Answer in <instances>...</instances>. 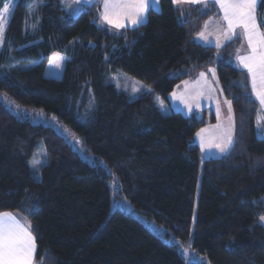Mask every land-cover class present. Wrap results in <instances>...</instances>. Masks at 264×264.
<instances>
[{
    "label": "trees",
    "instance_id": "16d2710c",
    "mask_svg": "<svg viewBox=\"0 0 264 264\" xmlns=\"http://www.w3.org/2000/svg\"><path fill=\"white\" fill-rule=\"evenodd\" d=\"M160 2L144 23L121 29L101 23V0L77 14L66 0H15L4 18L0 213L29 222L35 264H264V138L250 77L231 62L237 43L197 40L219 15L216 3ZM56 51L68 57L63 74L47 76ZM210 67L235 120V147L219 157L196 142L214 114L166 113L159 102L171 104L183 80ZM119 72L150 91L132 99L114 81ZM15 103L43 120L21 119Z\"/></svg>",
    "mask_w": 264,
    "mask_h": 264
},
{
    "label": "snow or ice",
    "instance_id": "6c2138e0",
    "mask_svg": "<svg viewBox=\"0 0 264 264\" xmlns=\"http://www.w3.org/2000/svg\"><path fill=\"white\" fill-rule=\"evenodd\" d=\"M173 2L177 5L181 2L204 5L213 2L220 5L224 13L223 20L227 24V33L229 34L227 38L232 39L237 35L236 30L240 29L239 36L247 42L249 52L247 55L239 56L238 60L251 78L252 91L256 99L261 106H264V29H261L260 23L257 21V7L259 4H264V0H173ZM76 3H80V0H76ZM153 3H158V0H105L102 19L116 28L126 27V24L121 22V18L127 19L132 26L138 27L145 22ZM14 5L15 0L11 6L5 4L0 9V46L5 43L4 18L10 14L11 7ZM35 7L30 8L29 12L34 11ZM32 28L35 30L36 25H32ZM200 36L203 37L204 33H200ZM203 75L201 73V76ZM0 78H3L2 74H0ZM228 103L230 105L231 102ZM17 115L21 119L24 118L23 113L17 112ZM217 115H219V110H217ZM262 120L264 117L257 120V127L261 130L260 135L264 137V122ZM65 138L67 137L65 136ZM209 147H215L221 153H230L235 147L230 130L219 143L209 145ZM41 155L47 156L46 148ZM38 163L40 161L36 159L32 161L34 173L37 171ZM259 219L260 222H264V216ZM30 227V224H22L15 214L0 213V264H34L37 249L35 237L29 230Z\"/></svg>",
    "mask_w": 264,
    "mask_h": 264
},
{
    "label": "rangeland",
    "instance_id": "374dc122",
    "mask_svg": "<svg viewBox=\"0 0 264 264\" xmlns=\"http://www.w3.org/2000/svg\"><path fill=\"white\" fill-rule=\"evenodd\" d=\"M260 5L261 4H259L257 7V21L258 23H260L261 29H264V23H261L262 21H264V7L260 9ZM79 9H80V6H75L74 14H77L79 12ZM218 10H219V15L217 16H220V20H223L224 13L220 5H218ZM4 22H5V19H4ZM224 22L225 21L223 20V24L221 23V27L219 29H216V31L213 33L211 37H209L207 41L209 44L214 45L218 48H222L226 44L232 41L237 43L236 52H235L234 57L231 59V62L235 66L244 69L240 64L238 57L248 54L249 48H248L247 42L246 40L242 39L239 36L240 29H237L236 30L237 35L232 37V39L229 40L227 38V36L229 35L227 33V24L226 22L225 23ZM61 57H63L64 59L61 60L60 59ZM67 58L68 57L65 55L64 52H61V51L53 52L49 58V62L47 64L45 74L47 76H52V77H61L63 74V70H64L65 63L67 61ZM114 81L117 87L127 92L132 99L139 97L141 94L148 92L151 89L149 84H147L146 82L139 80L133 77L132 75L124 73V72L117 73L114 76ZM206 85L208 87L210 86L209 93H208L207 87H205L204 85L201 86L198 83V81H196L195 83L189 81L188 83L184 85V87L180 89L176 88L173 92L175 93V95H173V93L170 94V98L172 101L171 105L167 103L166 104L162 103V100H159L161 104L160 106L163 107L166 113H168V111L171 112L172 110H175V111H181L189 116L193 115V113H195L198 116H202L206 114L207 117H210L212 116V114H214L219 119L217 125L210 126L209 124H207L208 126L202 127L196 135V141L200 145L204 156L209 155L212 152V151L209 152L210 149L213 150L212 147H209V145H213V144L208 140V135L214 132L216 137L217 135L225 136L230 130L229 128L230 121L227 120L229 118H227V116L225 115L226 113L225 105H223L222 107L223 101H221L222 99L218 97L219 93L217 90H220V92L223 94L219 80L217 79L216 83H213V81H210L206 83ZM250 85H251V78H250ZM251 88H252V85H251ZM217 99L219 101V105H217ZM257 102L259 104L258 100ZM259 106H260V113L262 116H264V111H262V108H264V106H261L260 104ZM12 108L16 113L25 112L26 114L34 115L37 122H40L41 120H43L42 111L39 109L35 110L34 108L26 107V106H23L17 103H15L14 106L12 105ZM205 110L206 112L204 113ZM217 110H219V115H217ZM225 118L228 122L225 121ZM257 130L259 132L258 135L262 137L260 135L261 130L258 127H257ZM42 152L43 150H40L35 156V159L40 161V163L43 160V155H41ZM117 206L127 211H133V207L130 201L128 200H121V201L117 200V202L115 201L114 207H117ZM141 219L145 221L143 217H141ZM183 253L187 257V261H188L187 263H190V259L195 257L194 251L191 248V246L184 245Z\"/></svg>",
    "mask_w": 264,
    "mask_h": 264
},
{
    "label": "crops",
    "instance_id": "0c3cea01",
    "mask_svg": "<svg viewBox=\"0 0 264 264\" xmlns=\"http://www.w3.org/2000/svg\"><path fill=\"white\" fill-rule=\"evenodd\" d=\"M67 1V3H69V4H72V5H75V6H82V5H85V4H91V3H93L94 1H96V0H90V2H89V0H80V3H76V0H66ZM161 0H158V3H153L151 6H150V8H155V9H157V10H160L161 9V2H160ZM101 2H102V6H101V23L102 24H104V25H106V26H109V27H111V28H116V27H114L112 24H109L107 21H105V20H103L102 19V14L104 13V10H105V8H104V2H105V0H101ZM184 4H199V3H188V2H181L179 5H184ZM147 17H148V13H147V16H146V20H147ZM145 20V21H146ZM121 22L122 23H125L126 24V27H135V26H132L131 25V23H130V21H128L127 19H124V18H121ZM221 23L223 24V20H220V16H213V17H211V18H209V19H207L205 22H204V24H203V26H202V28L199 30V32L197 33V35H196V38H197V40L198 41H200L201 43H204V44H209L208 43V39H209V37H211L212 35H213V33L216 31V29H219L220 27H221ZM225 23V22H224ZM206 25H207V27H206ZM226 25V24H225ZM125 27V28H126ZM116 29H121V28H116ZM200 33H204V36L203 37H201L200 36ZM206 38V39H205ZM211 70H214V71H211ZM201 73H203L204 75L203 76H201ZM218 79V74H217V70H216V68L215 67H210V68H208V69H205V70H202V71H200L198 74H196L195 76H193V77H191V78H187V79H185V80H183L176 88L177 89H180V88H182V87H184V85L186 84V83H188L189 81H191V82H193V83H195L196 81H198V83L201 85V86H205V87H207V89H208V93H209V90H210V86L208 87L207 85H206V83H208V82H210V81H213V83H216V80ZM219 80V79H218ZM175 88V89H176ZM183 91V90H182ZM181 91V92H182ZM218 91V97L219 98H221L222 100L221 101H223V104H222V107H223V105H225V110H226V113H225V115L227 116V118H229V119H227V120H229L230 121V123H229V128H230V132H231V135H232V137H233V139H234V134H235V120H234V115H233V110H232V106H231V104L229 105V100L228 99H226V97L220 92V90H217ZM174 92V91H173ZM172 92V93H173ZM254 94V93H253ZM208 95V94H207ZM255 96V95H254ZM170 102L172 103V101H171V98H170ZM162 103H165V102H163L162 101ZM166 104V103H165ZM164 104V105H165ZM161 105V104H160ZM171 105V104H170ZM217 105H219V101H218V99H217ZM162 108V110H164L163 109V107H161ZM169 112V111H168ZM262 117H264V116H262L261 115V113H260V111H259V114H258V117H257V119H256V128H257V120L258 119H260V118H262ZM218 118L216 117V121L215 122H213V123H209V125L210 126H214V125H217L218 124ZM226 120V118H225V121H227ZM264 120H262V122H263ZM228 122V121H227ZM206 126H208V125H206ZM205 127V126H204ZM258 131V130H257ZM199 132V131H198ZM197 132V133H198ZM259 133V132H258ZM220 135V134H219ZM225 135V134H224ZM224 136H218L217 135V137L215 136V134H214V132H212L211 134H209L208 135V140L214 145L215 143H219L220 142V140H221V138H223ZM197 142V141H196ZM213 148V150H211L210 149V151L209 152H211L209 155H206L207 157H219V156H223V155H225L226 153H221L217 148H215V147H212ZM205 156V157H206ZM3 213H12V214H15L16 215V217H17V219H19L20 220V222L22 223V224H25V225H29V222H27L24 218H22L21 216H19L17 213H15V212H11V211H9V212H3ZM30 230V229H29ZM31 231V230H30ZM35 243H36V241H35ZM36 249H37V245H36ZM35 255H36V253H35ZM36 262H34V264H35Z\"/></svg>",
    "mask_w": 264,
    "mask_h": 264
}]
</instances>
